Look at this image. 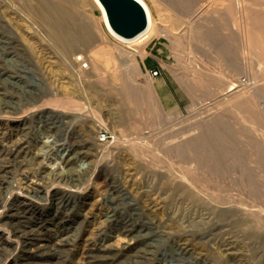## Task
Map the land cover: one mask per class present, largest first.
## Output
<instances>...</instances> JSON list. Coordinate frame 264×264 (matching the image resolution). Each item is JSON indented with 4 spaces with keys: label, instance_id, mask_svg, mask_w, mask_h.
<instances>
[{
    "label": "rangeland",
    "instance_id": "rangeland-1",
    "mask_svg": "<svg viewBox=\"0 0 264 264\" xmlns=\"http://www.w3.org/2000/svg\"><path fill=\"white\" fill-rule=\"evenodd\" d=\"M144 1L0 0V264H264V0Z\"/></svg>",
    "mask_w": 264,
    "mask_h": 264
},
{
    "label": "bare ground",
    "instance_id": "bare-ground-1",
    "mask_svg": "<svg viewBox=\"0 0 264 264\" xmlns=\"http://www.w3.org/2000/svg\"><path fill=\"white\" fill-rule=\"evenodd\" d=\"M138 1L142 4V6L145 8V10H146V12L148 14V19H149V22H150V26H149V29L147 30V32L145 34H143L142 36L138 37L137 39H134V40H125V39H122L121 37L117 36L111 30V28H110V26L108 24V21H107V17H106L105 11H104L102 5L100 4L99 0H92V2L94 3V5L98 9L101 10V12H102V19H103V22H104L105 27L107 28L108 32L112 36H114L116 39L120 40L123 43L129 44V45L130 44H138V43L144 42L145 40L149 39V37H150V35H151L152 31H153L154 22H153V16H152L151 9L149 8L148 4L144 0H138ZM41 6L44 7V11L46 12L43 15V19H44L43 22L48 26L50 35L54 38V40L57 43H59V45H63L64 46L66 44V42L68 41V38H67L68 36L67 35L69 34V30H70L69 25L72 24L73 18L68 13L62 11V9H60L59 7H57L55 4H52V3L47 2L45 4H42ZM84 33H86V32L83 31L82 32V35H84ZM195 153L196 154H199L198 151H196ZM208 167H209V169L211 171L215 172L219 168V165H217V164H215V165H209ZM63 175L64 174H60L59 173L58 176H62V177H58V179H62L63 178ZM246 179L248 181V188H249L250 194L251 195H257V196H259L257 194L258 193L257 188L256 187H253L254 185H256V182L253 179V177L247 176ZM246 179H244V180H246ZM61 200L64 201L65 198H62ZM60 203L62 204V202H60ZM258 218H259V216H258ZM54 251L56 252V250H54ZM46 253H47V251H46ZM136 264H138V263H136Z\"/></svg>",
    "mask_w": 264,
    "mask_h": 264
},
{
    "label": "water",
    "instance_id": "water-1",
    "mask_svg": "<svg viewBox=\"0 0 264 264\" xmlns=\"http://www.w3.org/2000/svg\"><path fill=\"white\" fill-rule=\"evenodd\" d=\"M111 30L125 40H134L147 32L148 14L138 0H99Z\"/></svg>",
    "mask_w": 264,
    "mask_h": 264
},
{
    "label": "built area",
    "instance_id": "built-area-1",
    "mask_svg": "<svg viewBox=\"0 0 264 264\" xmlns=\"http://www.w3.org/2000/svg\"><path fill=\"white\" fill-rule=\"evenodd\" d=\"M78 64L80 65V68L82 69V70H87L88 68H89V64L85 61V59L83 58V57H80V58H78ZM153 74V76H157L158 75V73L157 72H155V73H152ZM100 141L102 142V143H108L109 141H111V140H114V135L113 134H111L110 132H103L101 135H100Z\"/></svg>",
    "mask_w": 264,
    "mask_h": 264
}]
</instances>
